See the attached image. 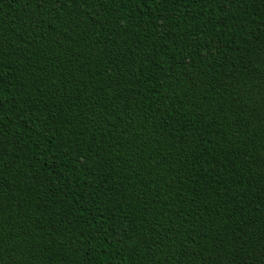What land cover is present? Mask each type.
Here are the masks:
<instances>
[{
    "label": "trees",
    "instance_id": "1",
    "mask_svg": "<svg viewBox=\"0 0 264 264\" xmlns=\"http://www.w3.org/2000/svg\"><path fill=\"white\" fill-rule=\"evenodd\" d=\"M0 264H264V0H0Z\"/></svg>",
    "mask_w": 264,
    "mask_h": 264
}]
</instances>
